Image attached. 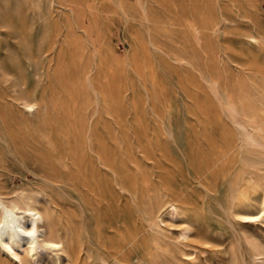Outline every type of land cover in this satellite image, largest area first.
<instances>
[{
	"label": "rangeland",
	"instance_id": "obj_1",
	"mask_svg": "<svg viewBox=\"0 0 264 264\" xmlns=\"http://www.w3.org/2000/svg\"><path fill=\"white\" fill-rule=\"evenodd\" d=\"M21 19L35 43L56 22V48L31 55ZM0 32L4 196L44 190L83 264H103L102 254L110 264H264V213L244 221L230 212L234 177L245 175L250 203L264 192V130L256 126L264 124V0H0ZM27 95L42 98V109L30 112ZM70 154H122L137 179L135 198L120 188L112 213L90 209ZM191 154H228L229 165L223 158L201 175ZM162 199L187 216L164 210L150 225ZM103 226L109 238L133 228L140 238L116 258L99 237ZM181 247L194 248L190 257ZM1 249L0 264H21ZM167 249L171 257L161 254ZM46 261L39 264H54Z\"/></svg>",
	"mask_w": 264,
	"mask_h": 264
},
{
	"label": "bare ground",
	"instance_id": "obj_2",
	"mask_svg": "<svg viewBox=\"0 0 264 264\" xmlns=\"http://www.w3.org/2000/svg\"><path fill=\"white\" fill-rule=\"evenodd\" d=\"M20 18H22V17H20ZM5 24H6V22H5ZM50 24H51V22H50ZM29 26H30V24H29ZM29 26L27 25V23L24 19L20 20V23H19V31L20 32L19 33H20L22 41H24L25 44H27V46H30L31 55L41 56V55H43L49 51H53L56 48L57 43L60 42V41H58L59 38H57V36H58V34H61V33H58L59 26L56 22H53L48 27L46 25H44L45 26L43 28L44 34L40 37V40H38V42H36V43L34 42V40L32 39V37L29 34V32H30ZM5 27H6V25H5ZM7 28H9V27H7ZM252 37L254 38V36H252ZM254 39H257V38H254ZM0 45H1V43H0ZM65 45H67V44H65ZM19 46H20V44H19ZM61 46H64V45H61ZM54 53H56V52H54ZM53 56H55V55H53ZM36 61H38V60H36ZM89 66L88 67H87V65L84 66V68L80 72L82 76L88 75V73L90 71ZM95 66H97V65H95ZM20 73H21V71H20ZM22 74L25 76L24 73H22ZM103 76H104L103 73H100L101 84L103 83V79H102ZM90 77H93V76L91 75ZM95 79H93V80H95ZM89 80H90V78H89ZM23 84L24 83H22V85ZM257 88H259V87H257ZM254 89H255V87H254ZM261 91L262 90H260V92ZM250 94H252V93H250ZM251 105H254L253 102ZM262 105H263V107L260 109L264 113V101L262 102ZM24 106L30 112L31 111L37 112L39 109H42V107H43L42 98L41 99L40 98H32L29 95H27L26 100L24 101ZM241 107H243V106H241ZM247 107H248L249 113L254 115L255 109H252V107H249V106H247ZM256 110H257V107H256ZM235 111L238 112V110H235ZM257 117H256V119H257ZM255 122H256V120H255ZM250 123H251V121H250ZM256 126H258V128L261 129V131L264 130V124L258 123ZM251 136H253V135H251ZM256 139H257V137H256ZM261 142H263V141H261ZM263 144H264V142H263ZM194 155L195 154H191L190 158H191V160H196V158L198 157L196 160L197 161L196 164H198V165H196V166H197L199 173L201 175L205 174V173L208 174L209 172L207 173V171H209V169H211L215 165H217L218 162L223 158L225 161L224 163L229 165V159L227 158L228 154H215L213 157L206 159V160H204V154H196L195 156ZM240 157H239V159H241ZM70 158H72V160H73V164L75 165V171L79 174V177L82 180L83 186H85L87 188L88 192H87V195L85 197V202H86L87 206L90 207V209L94 210V208H95L98 211V210L104 208V209H106V211H110L112 213L113 210L117 206H119L120 197H122V195H123L122 193H120V190H119L120 188H126L127 189L126 191H130L132 196H134V198H135V193H136L135 191L137 190V187H136L137 179H136V176L134 174L130 173L128 166H127V161L124 158V156H122V154H70ZM62 160H63V158H62ZM260 162L261 161H259L257 164H259ZM237 163H238V161H237ZM253 166H255V165H253ZM228 168H229V166H228ZM246 169H247V166H246ZM223 173L226 174V172H222V176H224ZM251 174H250V176H251ZM223 178H225V177H223ZM234 178H235V180L231 181L232 182V188H231L232 189V191H231L232 203L231 204H233V205H232L230 212L233 214L235 219L244 220V221L255 220V219L261 217L264 213V192L262 194H260L254 200L255 201L254 203H250L248 201V185L243 183V181L246 179L245 175L240 176L239 178H236V177H234ZM198 181H200V180H198ZM82 184H80V185H82ZM144 185H145V183H144ZM255 185H257V184H255ZM39 187L42 188V186H39ZM149 188H150V186H149ZM43 189H45V188H43ZM75 190H76V186H75ZM43 191L44 190H37L35 192L22 191V192H18L16 195L14 194V196H11V197H6L3 195V192H0V248H2L1 250L5 252V255L8 257V259H12L14 262L18 259L21 264H33V263L39 264V262L46 261V260H50L51 263L53 261L54 264H83L82 263L80 244H78L77 239H75L74 234L71 231H69L68 227H66L65 225H64V227H62L60 225V222H59L60 217L57 214V210H56L55 206L53 205L52 201L49 199L50 196H47ZM138 194H139V192H138ZM129 195H130V193H129ZM161 196H162V194H161ZM165 196H166V194H165ZM150 197L151 196L148 195V198H149L148 200H151ZM134 198H133V200H134ZM51 199H54V198L52 197ZM141 199H143V198H141ZM160 199H161V197H160ZM137 201L134 200V202H137ZM157 202H158V200H157ZM145 208H147V207L145 206ZM155 208H153V209L156 211L154 213H150V218H149L150 225L154 224L156 226L158 224L157 219L160 218V215L164 210L167 213H170L173 217L184 218L188 214L186 209H185V206H183L182 204H180L179 202H177L176 200H173V199H162L161 202L159 203L158 208L157 209H155ZM81 210H83V209L81 208ZM188 210L191 211L189 206H188ZM59 211H58V213H59ZM156 212H157V214H156ZM60 213H61V211H60ZM60 213H59V215H60ZM146 213H148V212H146ZM117 215H118V213H117ZM189 219H191V218H189ZM192 220H194V219H192ZM160 221L161 220H159V223H160ZM108 222H110V221H108ZM183 222H186V221H183ZM193 222H196V221L194 220ZM95 223H96V221H95ZM112 223L113 222H111V224ZM80 224H82V223L80 222ZM97 224H95V225L97 226ZM83 227H84V225H83ZM87 227H88V225H87ZM111 227H114V225L112 224L110 226V228ZM145 227H149V226L146 225ZM162 227L164 228V225ZM109 229L107 227H104V226L101 227L99 229V232H100L99 237L103 243L107 241L109 250L111 251L112 254H114V256H115V254L120 252L128 244H131L132 247L135 246L137 237L139 236L138 235L139 232L137 229L133 228L132 231L127 236H124L121 239L120 238H112V237L109 238L107 236L109 233ZM162 229H160V230H162ZM192 229H193L192 225H188L184 228L183 234L186 237L185 239H187V237L190 236L189 233L192 231ZM198 230H200V228ZM88 231L90 232V230H88ZM164 236H167V235H164ZM147 237H148V235H147ZM139 238H140V236H139ZM160 239H162V238L160 237ZM164 239H162V240H164ZM149 241H150V239H149ZM89 242H90V240H89ZM157 242L159 243V241H157ZM187 242H189V241H187ZM164 243L165 242H163V244ZM86 244H87V242H86ZM167 246H165V247L169 248ZM162 247H164V246H162ZM171 249H172V247H171ZM162 251H164V250H162ZM165 251L166 252H164V253L161 252V254H164L166 257L172 256L171 250L167 249ZM191 251L185 250V249L183 250V248H182L180 253H182L183 256L190 257L189 255L192 254ZM161 254H159L158 257H160ZM157 255H158V253H157ZM38 257H39V259L41 258L40 261H38ZM162 257L164 258L163 255H162ZM174 257H175V254H174ZM107 258H108V256H107ZM111 259H113V258H111ZM180 259H181V257H180ZM102 260H103V264H110V262L105 257H103V254H102ZM164 260H166V258H164ZM169 262H171V260Z\"/></svg>",
	"mask_w": 264,
	"mask_h": 264
}]
</instances>
